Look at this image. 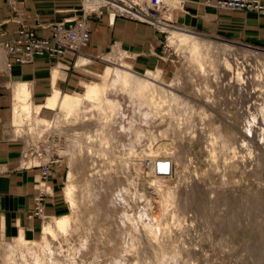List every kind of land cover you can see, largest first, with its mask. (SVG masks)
<instances>
[{"label": "rangeland", "instance_id": "obj_1", "mask_svg": "<svg viewBox=\"0 0 264 264\" xmlns=\"http://www.w3.org/2000/svg\"><path fill=\"white\" fill-rule=\"evenodd\" d=\"M88 7L79 0V14L86 16L87 22L96 12L108 15L106 9L89 13ZM166 7L172 10L169 0ZM160 14L161 24L181 31L162 21L170 15ZM152 27L161 34V43L148 71L158 73L155 81L163 88L161 115L154 116L141 103V82L150 81L148 71H137L117 52L99 60L101 72L90 78V83L99 82L104 68L116 67L111 63L121 61L131 67L127 70L130 83L125 88L116 81L111 83L106 96L111 113L50 109L42 118L53 125L52 129L37 127V137L31 140L20 132L25 152L29 148L40 152L42 146L46 150L40 159L31 158V165L47 163L42 179L40 169L37 198L42 194V201L37 215L54 197L63 203L64 213L71 211L64 196L70 181L77 186V206L67 233L47 236L46 244L42 228L35 240L24 238V245L0 238V264H106L110 258L121 260V264H264V191L258 190L264 187V172L255 171L254 165L263 152L254 147L250 155L240 142L232 145L228 137L229 130L241 136L238 131L245 129L243 111L250 102L245 93L252 87L233 90L225 81L212 77L219 70L212 60L221 56L220 49L212 44L201 49L203 72L189 50L171 43L167 31L157 23ZM193 33L207 42L232 45L236 53L247 48L264 54V48L258 46ZM78 60L90 62L84 57ZM252 65L264 69L262 61ZM105 112L111 120L110 148L100 151L94 142L92 152L85 139H72L77 133L94 134V121L102 119ZM79 144L83 147L81 155ZM64 149L72 153V160ZM150 152L161 161L160 168L150 165ZM53 174L61 175L54 195L46 183ZM141 176L149 177L157 188L156 199L142 185ZM57 216L43 215V219ZM150 231L156 232L159 240L155 251L146 243L148 235L152 236Z\"/></svg>", "mask_w": 264, "mask_h": 264}, {"label": "crops", "instance_id": "obj_2", "mask_svg": "<svg viewBox=\"0 0 264 264\" xmlns=\"http://www.w3.org/2000/svg\"><path fill=\"white\" fill-rule=\"evenodd\" d=\"M212 1L169 0L172 10L166 22L183 32L264 48V14L219 10ZM80 18L79 0H0V41L15 35L19 20L35 26L37 35L50 37L54 24L69 25ZM87 26L90 39L78 56L37 55L31 64L19 65L0 48V238L16 240L22 234L35 240L43 215L64 213L63 203L54 197L44 204L41 215L35 214L40 168L23 166L26 143L20 132L27 135L14 122L17 92L27 89L29 102L41 106L40 117L46 118L50 109L45 104L53 92L82 93L90 78L101 72L98 62L105 56L121 53L137 71H148L156 61L161 34L154 27L123 18L108 21L104 11L92 14ZM80 57L90 62L79 66ZM60 176L46 180L52 195Z\"/></svg>", "mask_w": 264, "mask_h": 264}, {"label": "bare ground", "instance_id": "obj_3", "mask_svg": "<svg viewBox=\"0 0 264 264\" xmlns=\"http://www.w3.org/2000/svg\"><path fill=\"white\" fill-rule=\"evenodd\" d=\"M85 4L89 6L88 8L90 9H87L89 11L91 9L99 10L98 8L99 6H101L102 1L88 0L85 1ZM164 4L165 6H163L160 12L161 13L164 12L166 15H170L171 8L166 7V0ZM160 17L162 16L158 17L159 22H156L159 28L161 30L167 31L171 43H177L180 46H183L184 48L189 50L192 53V55H194L195 64L199 70L204 72V68H203L204 66L202 62L203 55L201 53V49L206 45L212 44L214 46V49H220L221 51V56L216 57L215 61L212 60V65L218 64L217 67L219 69L218 72H220L221 74H219L217 71H214L212 77H214V79H216L217 81H221V82L225 81L224 84L233 90L238 89V87L239 89L243 90V86L252 87L251 91L245 93V97L247 98V100L250 101L248 102L249 103L248 107L243 111V113L246 115L245 117L246 122L244 123L245 129L242 131H238V133H241V136L237 135L234 131L228 129L229 130L228 137L230 140H232L231 143L232 145L236 144L237 142L239 144L240 142L241 143L240 147L241 148L245 147L250 155H251V148L256 147L261 149L263 153L259 154L260 156L258 159L256 158L257 161L255 162L254 165L256 166L255 171L260 170L264 172V69L261 70L256 69L257 66L255 65L256 67H254V65H252L255 62L258 63V61H262L263 66L260 67L263 68L264 54L253 50H249L247 48L244 49V51H241L240 53H236L234 51V46L232 45H228L225 43L220 44L217 42H207L205 39L199 38L193 35L192 33H187L175 29H169L168 26L160 23ZM112 20L114 21V19ZM84 63L85 62H83L82 60L79 61L80 65ZM111 64H113L118 68L116 67L113 68L109 66L104 68V70L101 73L100 81L92 82L88 84L85 87V90L82 94H77L74 96H69V95L63 96L57 92H53V94L46 101L45 108L51 110H60V112L65 111L68 113H71L72 111H83V109H91L93 111L107 110L108 113H111L112 105L110 102H108L106 96L108 94V90L110 89V86L112 85L111 84L112 81L114 82L116 81L117 83L121 84L123 88H125L130 83V78H131V74L128 72L131 70V67L129 65L121 61H119L118 63H111ZM113 75H115L116 77L114 80H113ZM146 75L148 76L147 79H149L150 81L141 82V93H142L141 103H144L145 106L150 108L154 116H159L161 115V108L165 103V101H163L162 99L163 88L158 86V84H160L161 82L159 83L158 81H155L159 79L158 73L155 74L153 72L148 71ZM256 93H258V95H256ZM15 98H16V102H15L16 105H15L14 122H16V125L18 127L24 128L23 131H25L26 135L30 136V140L37 137L36 136L37 127H44V128L49 127V129L53 128L52 124H50L48 121L40 117V111L42 107L34 106L31 102H29V92L27 89L26 90L20 89V91L17 92ZM259 100L260 102H257ZM109 115L110 114L107 115V113L105 112V115L102 117V119H99V121H94V125H95L94 127H96L94 134L87 135L86 133L83 134L77 133L74 134V136H72V139L76 138L78 139L79 142L80 140L85 139L87 141V144H89L88 147L89 149L93 147L92 144L94 142H97L100 146L101 149L100 151L103 150L106 151L108 148L112 146L110 143L111 134L108 129L109 122H111V120L108 117ZM236 116L238 115H235L234 119L235 118L237 119ZM54 129L56 130V128ZM54 133L56 134V132ZM133 136H135L133 138L137 140V134ZM28 143L31 144V141H28ZM97 143L96 145H98ZM78 148H79L78 155H81L83 147H81L79 144ZM236 149L237 148L233 147L234 151ZM27 151L24 152L23 154L28 157L29 155H27L28 153ZM91 151L93 152V149H91ZM63 153L66 154L68 153L70 155V160L73 159V155H71L72 153H70V151H67V149ZM149 154H150V159L149 158L148 159L150 165H156V167L160 168L161 161L158 160V157L154 156L152 152H150ZM146 161L148 162V160ZM33 162L34 161L31 158H28V160L23 159V166L27 165L26 166L27 168H33V167H38V165H44L42 163L37 165H31L33 164ZM72 177L73 174L70 175V178ZM149 179H150L149 177L146 179L145 177L141 176L140 180L142 185L149 192V195H151L154 199H156L158 195V190L153 186V184L149 182L150 181ZM70 182L71 183L68 184V186L66 185L67 187L64 190V196L67 202L70 204L69 207L71 208V211L59 215L57 217H46L43 219V224L41 228H42V240L45 244L47 242L46 240L47 236L55 237L58 234L61 235L66 234L71 222L75 217V208L77 206L75 200V192L77 190V186L72 181ZM258 188H259L258 190L264 191V187H258ZM156 203L158 202L154 203L156 207H159V205ZM158 228L160 229L161 227ZM150 234H152V236L148 235V239H146V243L150 251H155L156 249L159 248V240L157 237H155L156 232L150 231ZM16 240L20 245L26 244V241L24 240L22 234H20ZM9 264H15V262ZM106 264H121V260H118L116 258H110V260L106 262Z\"/></svg>", "mask_w": 264, "mask_h": 264}, {"label": "built area", "instance_id": "obj_4", "mask_svg": "<svg viewBox=\"0 0 264 264\" xmlns=\"http://www.w3.org/2000/svg\"><path fill=\"white\" fill-rule=\"evenodd\" d=\"M88 1V0H84ZM91 1V0H89ZM100 9H106L108 20L110 18H123L126 20L154 26L159 21L160 10L165 6V0H101ZM214 7L219 10H232L238 12H255L264 14V4L261 0H213ZM98 10H90L89 13ZM101 13V11H100ZM86 16L75 19L69 25L57 23L53 26V33L50 37L37 35L35 28L23 20L17 22L18 29L15 35L7 40L0 41V48L5 54L12 58L15 64H31L34 56L48 54L52 57H60L64 54H79L80 49L85 46L90 39V32L87 26ZM163 22L166 19L162 20ZM8 66V65H7ZM27 155L23 154V159H40L46 153L42 146L38 152L29 148ZM51 161V164L55 162ZM41 169V179L46 176L47 163L38 165ZM42 194L36 199V211L40 212Z\"/></svg>", "mask_w": 264, "mask_h": 264}]
</instances>
